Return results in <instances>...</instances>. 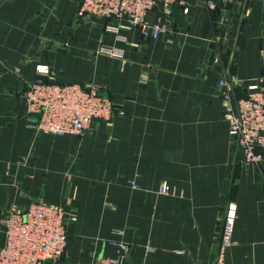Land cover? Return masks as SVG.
Instances as JSON below:
<instances>
[{"label": "crops", "instance_id": "0c3cea01", "mask_svg": "<svg viewBox=\"0 0 264 264\" xmlns=\"http://www.w3.org/2000/svg\"><path fill=\"white\" fill-rule=\"evenodd\" d=\"M184 2L159 39L119 42L79 0H0V247L6 212L39 199L65 211L59 264L117 257L118 244L127 264H213L233 201L224 260L264 264V161L242 163L218 87L234 77L244 96L264 78V0ZM36 80L95 82L123 114L83 137L36 134L22 99Z\"/></svg>", "mask_w": 264, "mask_h": 264}, {"label": "built area", "instance_id": "2783aa9c", "mask_svg": "<svg viewBox=\"0 0 264 264\" xmlns=\"http://www.w3.org/2000/svg\"><path fill=\"white\" fill-rule=\"evenodd\" d=\"M214 10L216 0H204ZM184 0H79L77 14L103 22L105 32L119 42H126L135 31L138 38L157 40L170 31L175 6ZM188 9L184 8L183 13ZM154 13L155 19L149 14ZM124 32V33H123ZM99 53L123 60V50L102 46ZM39 74L47 69L37 68ZM223 118L231 138L242 154V163L260 166L264 161V78L246 88L239 96L241 80L234 77L219 80ZM28 124L36 134L54 137L88 134L94 123L112 128L117 115L113 100L95 82L59 83L36 80L22 93ZM130 186L136 188L131 181ZM237 206L229 201L224 209L219 235V249L213 264H227L226 250L232 246ZM4 243L0 247V264H59L67 245L65 211L58 204L34 200L24 208L11 207L3 219ZM117 257H103L88 264H127L129 246L118 244Z\"/></svg>", "mask_w": 264, "mask_h": 264}]
</instances>
